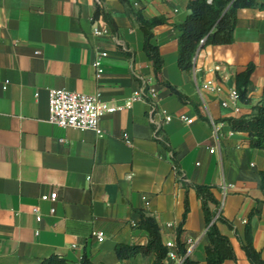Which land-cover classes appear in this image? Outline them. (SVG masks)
<instances>
[{
	"label": "crops",
	"instance_id": "1",
	"mask_svg": "<svg viewBox=\"0 0 264 264\" xmlns=\"http://www.w3.org/2000/svg\"><path fill=\"white\" fill-rule=\"evenodd\" d=\"M102 1L129 56L112 38L92 33L94 25L105 22H92L95 0H0V264H38L51 254L70 263L85 255L93 264H152L154 254L119 260L115 253L118 243H146L147 232L135 226L138 209L154 215L163 243L194 239L191 257L207 264L201 202L192 187L186 190L178 181L172 153L186 182L215 187L219 213L232 222L237 235L243 238L250 223L254 247L264 259L259 174L264 170V150L250 147L247 133L231 131L223 120L249 113L253 104L264 101V0L238 8L233 42L201 48L191 72L177 64L176 25L187 16V0H129L145 17L167 18L150 39L164 61L160 77L198 103V112L157 83L143 51V33L122 3ZM100 51L107 55L96 77L93 62ZM249 63L254 65L250 102H235L229 97L235 74ZM134 71L148 79L159 109L172 115L167 122L161 113L154 116L169 149L154 139L149 104L142 100L103 115L102 136L48 121L49 89L100 92L104 100L120 104L137 87ZM208 80L217 81L221 90L204 89ZM179 115L192 121H182ZM211 120L219 125L216 134ZM51 191L57 193L54 202L40 198ZM185 199L189 209L183 219ZM33 207L41 215L39 222ZM254 207L259 213L249 217ZM217 225L235 254L234 260L221 264H251L234 230ZM94 231H103L105 239L97 242ZM163 262L175 264L166 258Z\"/></svg>",
	"mask_w": 264,
	"mask_h": 264
},
{
	"label": "trees",
	"instance_id": "2",
	"mask_svg": "<svg viewBox=\"0 0 264 264\" xmlns=\"http://www.w3.org/2000/svg\"><path fill=\"white\" fill-rule=\"evenodd\" d=\"M124 8V12L130 17L132 24L139 28L143 33V51L151 62L154 76L158 84H162L174 94L182 104H190L198 112V103L193 101L181 89L172 85L168 81H163L160 77L163 66V58L159 52V47L150 42L153 36V29L157 26L167 24V18L164 15H156L153 17H145L140 9H133L129 0H119ZM254 4V0H187V16L185 20L176 25L180 34L177 38V64L180 70L191 72L194 67V58L197 52L207 45L229 44L233 42L234 28L236 25V11L238 8L250 7ZM264 7V1L261 4ZM99 16L103 18L105 23L110 27L113 33L117 32V25L111 17L110 13L103 7H96L93 18ZM203 40L202 42H200ZM129 56V51H122ZM254 68L253 63H249L247 67L235 74V90L238 98L243 103H249L248 86L250 84V74ZM199 114V113H198ZM202 117L201 114H199ZM228 122L231 131L246 132L248 135L249 146L264 150V101H258L251 106L249 113L242 114L237 117H228L223 119ZM154 139L165 149H169L167 143L168 138L163 131L155 125ZM172 163L174 170L178 176V181L187 190L192 187L195 190L197 198L201 202V208L206 224L205 235L208 244L205 246V259L207 264H221L224 260L235 259L234 250L227 235L223 234L217 225V222L224 223L230 230H234L232 222L224 218L220 213L216 218L215 215L220 206L219 200L216 199L213 185L200 183H188L179 170V164L176 160L175 153H172ZM260 174V189L263 194L264 202V170ZM188 202L185 199L183 219L188 212ZM139 219L135 224L136 228L143 229L147 232V241L144 244L118 243L115 245V253L119 260H127L138 254L143 256L154 254L152 264H164L167 248L161 240V233L158 223L148 210L138 209ZM258 214L259 210L254 207L249 217ZM181 232L180 227L177 229V235ZM238 237L240 246L245 252L248 261L251 264H264L260 252L254 247L250 223L247 222L244 229V237ZM177 249L182 255L181 264H198L189 253L185 252V243L177 239ZM38 264H73L58 254H51L39 261ZM81 264H93L90 259L83 255Z\"/></svg>",
	"mask_w": 264,
	"mask_h": 264
},
{
	"label": "built area",
	"instance_id": "3",
	"mask_svg": "<svg viewBox=\"0 0 264 264\" xmlns=\"http://www.w3.org/2000/svg\"><path fill=\"white\" fill-rule=\"evenodd\" d=\"M95 4L96 7L98 6L104 8L102 0H95ZM98 18L102 17L99 16ZM98 18L94 19L92 17V22L95 23ZM92 33L98 36H108L115 41L120 50L129 51V48L124 43L118 40L115 33L111 31L110 27L105 22H102L100 25H94ZM202 41L203 40H201L200 42ZM106 55V51H100L93 62V66L96 68V77H100L103 72L101 60ZM215 69L219 70V67L215 66ZM133 76L137 83V87L134 89L131 97L120 104H112L104 100L100 92L87 94L71 91L65 88L49 89L48 121L61 128H75L79 130L90 129L93 130L98 136H102V130L99 126V121L103 115L121 111L130 107L133 101L142 100L146 101L149 104L148 119L150 123L154 124L156 129H158L159 123H156L155 121V114L161 113L165 122L170 121L172 115L167 113L163 109H159L155 102L156 93L154 89L149 85L148 79L142 74L135 71L133 73ZM202 87L212 92H219L221 90L220 84L217 81L212 80L206 81L202 85ZM3 88H5V85L3 86ZM229 97L235 102L240 101L235 89H233L229 93ZM222 106H227V103L222 102ZM179 118L187 123H190L192 121V119L187 118L185 115H179ZM211 125L214 133L216 134L219 131V125L213 120H211ZM210 151H213V149H211ZM40 198L42 200H49L51 202H54L57 199V193L56 191L43 193ZM32 210L36 214V221H41V215L37 213V209L33 207ZM53 211L54 209L51 208L50 212ZM219 212L220 210L218 209L214 218L218 216ZM92 237L97 242H102L105 239V233L103 231H94L92 233ZM194 243L195 240L192 238H187L185 240L186 253H189L192 250ZM164 245L167 248L165 258L174 261L175 264H181L183 257L181 254H179L175 242L172 240H167L164 242ZM74 246L75 245H73V247ZM73 264H81V259Z\"/></svg>",
	"mask_w": 264,
	"mask_h": 264
}]
</instances>
